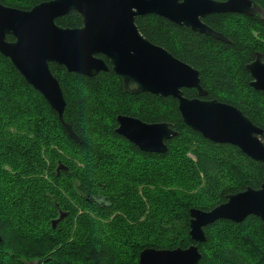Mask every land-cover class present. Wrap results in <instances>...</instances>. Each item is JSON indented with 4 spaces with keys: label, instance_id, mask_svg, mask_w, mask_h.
<instances>
[{
    "label": "trees",
    "instance_id": "16d2710c",
    "mask_svg": "<svg viewBox=\"0 0 264 264\" xmlns=\"http://www.w3.org/2000/svg\"><path fill=\"white\" fill-rule=\"evenodd\" d=\"M42 1L47 0H0L21 9ZM254 1L264 8V0ZM202 19L228 41L153 13L137 16L136 24L151 42L199 71L207 91L205 99L237 106L264 129V93L251 86L252 76L246 69L257 52L264 54V17L222 12ZM56 23L80 27L82 17L72 10ZM247 23L260 29L253 35L240 34ZM7 39L14 38L8 35ZM0 62L7 72V78L0 79V97L9 101L10 89L20 91L6 109L0 108V264H27L35 258L38 264H137L146 247L185 248L191 244L199 247V264H264V223L257 216L249 215L240 223L217 220L204 228L203 242L190 235L191 208L210 210L225 202L228 194L259 188L264 181L263 163L238 146L214 142L189 127L174 97L126 92L112 67L85 76L50 63L66 101L63 117L81 138L76 142L42 93L10 59L0 53ZM101 84L112 86V95L102 98ZM183 93L193 98L198 90L183 88ZM119 114L149 123L168 122L178 135L168 141L166 152L143 151L116 132ZM173 159L176 162L169 166ZM74 160L82 162L84 170L57 173L60 164L74 169ZM176 177L186 180L180 202L177 191L163 201L152 197L155 183H159L155 191L160 195ZM76 198L88 211L79 212ZM154 200L160 201L157 206L163 205L159 208L163 216L154 214L152 223L151 214L142 220L140 215L150 212ZM59 209L68 215L54 227L51 220ZM113 211L117 213L110 219ZM100 215L106 222L98 219ZM156 217L158 223H154ZM167 228L168 236L160 239ZM112 249L120 253L116 255Z\"/></svg>",
    "mask_w": 264,
    "mask_h": 264
},
{
    "label": "water",
    "instance_id": "95a60500",
    "mask_svg": "<svg viewBox=\"0 0 264 264\" xmlns=\"http://www.w3.org/2000/svg\"><path fill=\"white\" fill-rule=\"evenodd\" d=\"M72 10L82 17L80 27H63L56 23L57 18ZM222 12L264 14L254 0H47L30 9L0 2V53L42 93L76 142L81 138L63 117L66 101L50 63L62 65L69 72L94 76L109 70L104 56L120 76L126 92L148 91L174 97L189 127L214 142L238 146L249 157L264 164V129L237 106L202 98L207 91L201 85L199 71L163 46L151 42L136 24L137 16L153 13L227 42V36L202 19L210 13ZM8 35L14 39L8 40ZM246 69L253 79L251 86L264 93V54L257 52ZM183 88H195L199 96L187 97ZM117 122L116 131L146 152H166L167 142L178 135L168 122L149 123L121 114ZM249 215L260 217L264 223V181L259 189L248 187L228 194L225 202L210 210L191 208L190 235L195 241L203 242L206 226L221 218L242 222ZM63 217L61 213L52 221L53 226ZM201 257L196 244L185 248L146 247L140 252L137 264H145V261L199 264Z\"/></svg>",
    "mask_w": 264,
    "mask_h": 264
},
{
    "label": "rangeland",
    "instance_id": "374dc122",
    "mask_svg": "<svg viewBox=\"0 0 264 264\" xmlns=\"http://www.w3.org/2000/svg\"><path fill=\"white\" fill-rule=\"evenodd\" d=\"M10 1H14V2H21V3H24V2H26L27 0H10ZM258 29H260V28H257V30ZM256 30V26L254 25V24H252V23H247L246 24V27H244V28H241V30H239V33L240 34H242V35H244V34H250V35H253V32H255V31H257ZM263 38H264V36H262ZM5 77L7 78V72H6V69H5V67H4V64H3V62L1 63L0 62V79H5ZM240 82V81H239ZM104 83H108L107 81H105ZM103 83V84H104ZM101 88H100V91H101V94L103 95L102 96V98H106L107 96H109V95H112V93H113V89H112V86H110V85H102L101 84ZM20 89V88H19ZM106 89H108V91H106V92H104L103 90H106ZM11 91L8 93V96L10 95V94H12V99H10L9 101H11L12 102V100L13 99H16L17 98V94H19L20 93V91L19 90H17V91H19V92H14L12 89H10ZM21 90V89H20ZM21 99H22V96H21ZM0 101L2 102V103H0V108H1V106L3 105L4 107V109H6L7 107L6 106H9V101L7 100V98H2V97H0ZM26 105H24L23 107H25ZM27 107H29V106H27ZM5 111V110H4ZM86 120H87V118H86ZM87 127H89V126H87ZM107 144H105L104 146H106ZM108 147V146H107ZM104 149V148H103ZM45 153V152H44ZM187 155L189 156V157H192V158H195L190 152H188L187 153ZM176 161L173 159L172 161H170V164H169V166L170 165H173L174 163H175ZM178 162V161H177ZM73 167H74V169L75 168H77V170H84V168H83V163L82 162H80V161H75L74 160V163H73V165H72ZM107 173V172H106ZM106 173H104V175H106ZM204 178H206L205 176L204 177H202L201 179H204ZM205 180V179H204ZM185 182H186V180H185V177H176V178H174V179H172L170 182H168L167 183V185H168V187H164V188H162V190H166V191H170V192H166V191H159L160 192V195H157L158 194V191H155V187L159 184V183H155L154 184V191L152 192V197L154 198V197H158V198H160L161 199V201H163V200H167V199H169V197L171 198V196H172V192H176L177 191V194H178V198H177V201L178 202H180V192L184 189V186H185ZM144 185H146V184H144ZM165 185V184H164ZM146 186H148L149 188H153V187H150V186H152V185H146ZM198 187H199V185H198ZM198 187H196V189L198 188ZM200 187H202V185L200 184ZM142 188V187H141ZM142 192V191H141ZM199 194V196L201 195L200 193H198ZM144 193L142 194V196L144 197ZM200 198H201V196H200ZM77 200H74V202L77 204V207L79 208V212H81V211H88L87 209L86 210H84V208H87L85 205H84V202L81 200V199H79V198H76ZM151 201V200H150ZM158 202H160V201H156V200H154V203L152 204V205H150V207L148 208V211H150V212H144L143 211V213L140 215V217H141V219L143 220V219H145V218H147V216L148 215H150V217H149V221L151 222L152 220H153V216H154V214H160V216H163V210L162 209H159L160 207H163V205L162 206H157L156 204L158 203ZM156 207H158V208H156ZM166 208V207H165ZM117 213V212H116ZM114 211H113V213H111V215H110V219H112L114 216H115V214H116ZM104 216H102V215H100L99 216V220L101 221V222H106V221H103L102 220V218H103ZM125 218L126 219H131V218H129V217H127V216H125ZM52 221V220H51ZM159 222V217H156L155 219H154V223H158ZM152 223V222H151ZM169 232H170V230H169V228H167V229H165V231L160 235V239L161 238H164V237H167L168 236V234H169ZM155 234V232H153L152 234H150L149 235V237L150 236H152V235H154ZM253 247H255L256 248V246L255 245H252ZM94 249H96V250H100V249H98V248H94ZM104 250H106L105 248H103ZM113 251H115V253H116V255L117 254H119L120 253V251L119 250H117V249H112ZM107 251V250H106ZM26 259V258H25ZM34 259V258H33ZM39 259L38 258H35L33 261H38ZM33 261H29V262H27L28 264H30V263H32Z\"/></svg>",
    "mask_w": 264,
    "mask_h": 264
},
{
    "label": "flooded vegetation",
    "instance_id": "af4514ba",
    "mask_svg": "<svg viewBox=\"0 0 264 264\" xmlns=\"http://www.w3.org/2000/svg\"><path fill=\"white\" fill-rule=\"evenodd\" d=\"M261 7V6H260ZM262 9H263V11H264V8L263 7H261ZM248 15V14H247ZM261 15V14H260ZM261 16H263L264 17V14L263 15H261ZM204 21V20H203ZM205 22V21H204ZM103 58H104V60L106 61V63L109 65V67H112L111 65H110V62H109V60L106 58V57H104V56H102ZM253 61V60H252ZM251 61V62H252ZM253 80V79H252ZM199 96V94L196 96V97H198ZM206 96V95H205ZM194 98V97H193ZM202 98H205V97H202ZM179 109V108H178ZM121 115H124V114H121ZM182 116V115H181ZM133 117H135V116H133ZM138 118V117H137ZM118 123V122H117ZM151 123V122H150ZM117 127H118V125H117ZM117 127H116V129H117ZM174 129V128H173ZM117 132V131H116ZM118 133V132H117ZM121 135V134H120ZM123 136V135H122ZM124 137V136H123ZM125 138V137H124ZM135 145V144H134ZM167 145H168V142H167ZM139 148V147H138ZM140 149V148H139ZM57 173L58 174H60V173H69V174H73V173H75V169H70L69 167H67V166H65V165H63V164H60V167H58V169H57ZM261 187V186H260ZM259 187V188H260ZM259 188H255V189H259ZM61 213L64 215V217L65 216H67L68 214H67V212L66 211H62V210H60L59 209V211H58V216L56 217V218H54L52 221H54L55 219H58L59 217H60V215H61ZM255 216V215H254ZM258 217V216H257ZM260 218V217H259ZM221 219H224V218H221ZM247 219V217L243 220V221H245ZM218 220H220V219H218ZM226 220H229V219H226ZM232 221V220H231ZM242 221V222H243ZM234 222V221H233ZM240 223V222H239ZM1 235V234H0ZM1 239H2V236H1ZM28 264V263H27ZM30 264H38V261H33L32 263H30Z\"/></svg>",
    "mask_w": 264,
    "mask_h": 264
},
{
    "label": "snow or ice",
    "instance_id": "6c2138e0",
    "mask_svg": "<svg viewBox=\"0 0 264 264\" xmlns=\"http://www.w3.org/2000/svg\"><path fill=\"white\" fill-rule=\"evenodd\" d=\"M145 264H152L151 261H145Z\"/></svg>",
    "mask_w": 264,
    "mask_h": 264
}]
</instances>
